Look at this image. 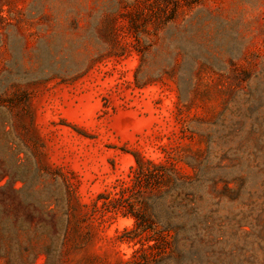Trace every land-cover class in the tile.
Listing matches in <instances>:
<instances>
[{
  "label": "rangeland",
  "instance_id": "rangeland-1",
  "mask_svg": "<svg viewBox=\"0 0 264 264\" xmlns=\"http://www.w3.org/2000/svg\"><path fill=\"white\" fill-rule=\"evenodd\" d=\"M129 16L150 45L144 58ZM5 86L28 95L48 168L0 181V264L132 259L140 245L122 237L132 219L97 196L129 180L135 151L158 161L170 149L210 152L237 191L206 254L144 264H264V0H0ZM15 162L0 144V170Z\"/></svg>",
  "mask_w": 264,
  "mask_h": 264
},
{
  "label": "trees",
  "instance_id": "trees-1",
  "mask_svg": "<svg viewBox=\"0 0 264 264\" xmlns=\"http://www.w3.org/2000/svg\"><path fill=\"white\" fill-rule=\"evenodd\" d=\"M136 22L128 17V31L134 34L132 47L144 58L150 45L139 37ZM0 88V144L13 145L16 161L12 170H0V181L8 177L12 183H25L30 174L41 178L48 167L39 161V144L26 125L27 119L32 123L29 97L25 93L9 94L10 87ZM170 150L166 159L158 161L135 151L129 180L120 182L115 191L97 196L103 211L133 221L122 237L140 248L124 264H144L167 254L187 253L199 258L207 253L208 244L217 243L222 236L223 199L232 200L237 191L230 186L236 180L231 167L221 165V161L211 165L208 151L188 150L186 155ZM64 196L70 199L74 193L65 191Z\"/></svg>",
  "mask_w": 264,
  "mask_h": 264
},
{
  "label": "bare ground",
  "instance_id": "bare-ground-1",
  "mask_svg": "<svg viewBox=\"0 0 264 264\" xmlns=\"http://www.w3.org/2000/svg\"><path fill=\"white\" fill-rule=\"evenodd\" d=\"M77 157V156H76ZM79 165V164H78ZM80 174V173H79Z\"/></svg>",
  "mask_w": 264,
  "mask_h": 264
}]
</instances>
